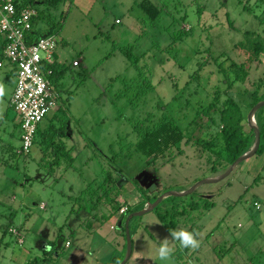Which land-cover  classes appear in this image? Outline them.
I'll list each match as a JSON object with an SVG mask.
<instances>
[{
	"label": "rangeland",
	"instance_id": "rangeland-1",
	"mask_svg": "<svg viewBox=\"0 0 264 264\" xmlns=\"http://www.w3.org/2000/svg\"><path fill=\"white\" fill-rule=\"evenodd\" d=\"M17 1L37 11V33L57 40L50 78L57 107L39 123L30 153H17L21 130L9 104L15 76L0 67V264H119L127 251L126 226L133 241L125 264H164L156 248L170 238V228L156 211L192 202L197 208L168 214L166 221L174 229L195 225L200 246L189 262L171 242L176 250L167 264H264V149L221 180L166 196L128 224L129 214L112 209L121 200L140 211L166 192L189 191L222 175L232 164L220 121L228 98L240 107L241 134L253 145L250 92L256 82L264 91V64L245 62V49L252 40L264 42V0H145L160 10L153 21L142 0ZM182 30L189 33L173 42ZM232 60L247 63L249 73L227 88ZM203 106L207 114H197ZM164 112L185 136L179 148L149 162L136 145L138 128ZM62 123L55 164L53 147L44 141ZM67 150L73 159L67 160ZM88 221L100 229L92 232Z\"/></svg>",
	"mask_w": 264,
	"mask_h": 264
},
{
	"label": "built area",
	"instance_id": "built-area-1",
	"mask_svg": "<svg viewBox=\"0 0 264 264\" xmlns=\"http://www.w3.org/2000/svg\"><path fill=\"white\" fill-rule=\"evenodd\" d=\"M37 16V11L29 5L19 6L17 0H0V67L9 65L14 71L9 104L17 112L21 130L17 153L24 155L35 144L39 123L57 107L50 80L55 72L57 40L53 35L37 33ZM73 65L78 62L73 61ZM254 205L258 207L256 202ZM119 211L126 212V206Z\"/></svg>",
	"mask_w": 264,
	"mask_h": 264
},
{
	"label": "trees",
	"instance_id": "trees-1",
	"mask_svg": "<svg viewBox=\"0 0 264 264\" xmlns=\"http://www.w3.org/2000/svg\"><path fill=\"white\" fill-rule=\"evenodd\" d=\"M29 1H24V2H18L19 6H24L27 5ZM139 6L149 15L150 19L153 21L155 20L159 13L160 10L157 8L154 4H152L149 1L142 0L141 2L138 3ZM230 24V22H229ZM189 33V32H188ZM187 31H180L173 37V42L177 41L178 39H181L183 36H186ZM248 33V32H247ZM243 45L242 47H244ZM237 47V45H236ZM241 49V48H240ZM1 46H0V57H1ZM246 53V59L245 62L247 63H263L264 64V42L260 39H255L252 40L251 47L248 49H245ZM245 62H235L232 60L230 64L227 67L226 71V77L224 78V81L226 82L227 88H231L236 82H241L244 83L247 79L248 76V66L247 63ZM54 73H56V65L54 67ZM54 76L51 75L50 78ZM254 89L250 92V96L252 98V106L258 103L259 101L264 100V91H261L262 85H259V82H256ZM217 91V90H215ZM220 97V94L215 92V95L212 97L213 101L215 100L218 101ZM227 105L223 107L220 111V121L222 123V138L224 141V145L226 150L228 151V154L230 155V162L232 163L236 158H238L240 155H242L245 151H247L252 144L247 142L246 136H243L241 134V120L243 117V113L240 109V107L237 105V103L233 100L228 98L227 100ZM215 102H210L208 106L213 107V105H216ZM203 106L200 109H197L196 113H202V114H207V107ZM261 109V108H260ZM262 115L259 117V111L255 113L254 117L256 123L258 124L259 127V136H260V143L258 145V148L255 152L262 151L264 149V107L262 108ZM259 117V119H258ZM64 122V120H63ZM18 124V123H17ZM52 125H49L46 129L50 131ZM46 129L42 132V135L44 136ZM140 138L138 139L136 145L137 147L146 154L150 161H155L158 158L164 157L167 153L172 151L174 148H179L181 146V143L184 139V132L180 128V126L177 124L175 119L170 116L168 113L164 112L157 121L153 122L150 126H141L138 128ZM40 130L39 128L37 129L36 133H39ZM60 134L64 135L65 134V123H62V125L55 130V132L48 137L47 140H45L46 146H51L53 147L52 150H54L53 155L55 156L54 158V163L58 164L59 163V153L61 150V146H59V143L55 142V135ZM47 149L44 147L42 148V157L46 155ZM66 155L68 156L67 160L73 159V157L69 156V150H67ZM214 168V166H213ZM145 194V192H144ZM156 196L154 197V199ZM154 200H151L153 202ZM122 206H126V213L131 214L136 211V209L130 208V206L125 202L118 200L115 202L113 205L112 209L113 212L116 213ZM205 208H208L210 205L205 204ZM156 208V207H155ZM173 209L174 206H171ZM195 209L197 208L196 203L192 202L187 205V207H182V209H177L172 212H157V217L158 219L165 225L167 228H173L175 224H172V221H166V216L168 214H171L173 217H178L180 215H183L186 209ZM130 240H131V248H132V236L130 234ZM124 241H125V246H126V235H124ZM179 251V250H178ZM180 252V251H179ZM44 257H47L46 251H43ZM43 257V258H44ZM45 259V258H44ZM43 259V260H44ZM115 259V257H113ZM120 262L117 261V263ZM28 264H35L34 261L28 263Z\"/></svg>",
	"mask_w": 264,
	"mask_h": 264
},
{
	"label": "water",
	"instance_id": "water-1",
	"mask_svg": "<svg viewBox=\"0 0 264 264\" xmlns=\"http://www.w3.org/2000/svg\"><path fill=\"white\" fill-rule=\"evenodd\" d=\"M261 106H264V100L262 101H259L258 103H256L252 109L250 110L249 114H248V121L251 122L252 124V127L255 128V140H254V143L253 145L246 151L244 152L242 155H240L238 158H236L232 164L230 165V167L220 176L218 177H214V178H211V179H206V180H200L198 182H196L194 184V186L192 187L191 190L189 191H184V192H166L164 194H162L161 196H159L152 204H150V206L146 207V208H143L142 210L140 211H136V212H133L131 214L128 215L127 217V222L126 224H128V221L131 217L133 216H136V215H141L145 212H148L152 209H154L157 204L166 196H169V195H176V196H182V195H185L187 193H190L191 191H193L197 186H199L200 184L202 183H205V182H216V181H219L221 180L222 178H224L227 174H229L234 168L235 166L241 162L243 159H245L246 157L252 155L253 153H255V151L257 150L258 148V145H259V132L258 130L256 129L255 127V120H254V113L261 107ZM126 248H127V251H126V254H125V257L124 259L122 260V262H120L119 264H125V262L127 261L128 257L130 256L131 254V240H130V234H129V230H128V227L126 226Z\"/></svg>",
	"mask_w": 264,
	"mask_h": 264
},
{
	"label": "clouds",
	"instance_id": "clouds-1",
	"mask_svg": "<svg viewBox=\"0 0 264 264\" xmlns=\"http://www.w3.org/2000/svg\"><path fill=\"white\" fill-rule=\"evenodd\" d=\"M153 224L149 222L148 225ZM170 238L165 237L163 240H160L156 248V258L160 262L167 264L168 261L172 258L176 245L171 242L178 243V246L182 249H196L200 246V242L196 237V234L187 229H169Z\"/></svg>",
	"mask_w": 264,
	"mask_h": 264
},
{
	"label": "crops",
	"instance_id": "crops-1",
	"mask_svg": "<svg viewBox=\"0 0 264 264\" xmlns=\"http://www.w3.org/2000/svg\"><path fill=\"white\" fill-rule=\"evenodd\" d=\"M7 73H6V75H9L10 73H14V71L12 70V68H10L9 67V65H7V71H6ZM14 86V85H13ZM13 90V89H12ZM258 111V110H257ZM257 111L255 112V113H257ZM255 113H254V115H255ZM17 123H18V119H17ZM41 156V155H40ZM147 193V192H146ZM147 195V194H146ZM156 198H157V196H156ZM137 202L140 204V203H142V202H139V200L137 199ZM151 203V201H147V202H145L142 206H141V208L140 209H143V208H145L147 205H149ZM255 203V202H254ZM257 203V202H256ZM127 204L130 206V208H131V205L127 202ZM258 204V203H257ZM44 204H41L40 205V208H44ZM256 208H259V205H258V207H256ZM87 224H88V226H89V229L93 232V230L95 231V229H100L99 227H100V223L99 222H93V221H88L87 222ZM195 225H192V226H185L184 227V229H187V230H189V231H192V232H194L195 233V227H194ZM174 228V227H173ZM119 233H120V230H119ZM196 234V233H195ZM197 237V236H196ZM66 241H68L69 242V245H70V241L69 240H66ZM65 241V242H66ZM66 245V244H65ZM68 245V246H69ZM178 246V245H177ZM178 248V247H177ZM197 249V248H196ZM196 249H182V248H180V253H183V256H184V259H186L185 261H189L190 262V258L193 256V254H194V251L196 250ZM179 250V249H178ZM181 261H183V259H181ZM176 262H177V260H176ZM173 264H175V262H172ZM181 264L182 262H180V259H178V262H177V264Z\"/></svg>",
	"mask_w": 264,
	"mask_h": 264
}]
</instances>
